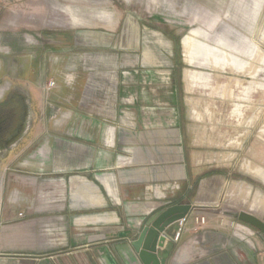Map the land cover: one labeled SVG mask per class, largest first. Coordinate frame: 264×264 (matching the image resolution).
I'll use <instances>...</instances> for the list:
<instances>
[{
	"label": "crops",
	"instance_id": "0c3cea01",
	"mask_svg": "<svg viewBox=\"0 0 264 264\" xmlns=\"http://www.w3.org/2000/svg\"><path fill=\"white\" fill-rule=\"evenodd\" d=\"M182 46L191 64L189 35ZM48 62L53 72L22 77L20 91L0 86V106L18 98L24 110L15 137L0 142V264H142L131 243L145 222L190 204L192 227L202 206L191 193L222 176L202 161L188 117L185 95L199 74L182 68L185 59ZM249 173L264 183V170ZM263 210L256 194L248 212ZM217 222L177 242L170 225L159 264H264L261 238L253 246L234 233L248 229Z\"/></svg>",
	"mask_w": 264,
	"mask_h": 264
},
{
	"label": "rangeland",
	"instance_id": "374dc122",
	"mask_svg": "<svg viewBox=\"0 0 264 264\" xmlns=\"http://www.w3.org/2000/svg\"><path fill=\"white\" fill-rule=\"evenodd\" d=\"M117 57L185 59L182 68L199 74L185 95L188 117L202 161L222 176L207 175L189 200L202 206L197 218L234 222L264 248L231 216L264 197V183L249 173L264 170V0H0V86L20 91L22 77L53 72L44 59Z\"/></svg>",
	"mask_w": 264,
	"mask_h": 264
},
{
	"label": "water",
	"instance_id": "95a60500",
	"mask_svg": "<svg viewBox=\"0 0 264 264\" xmlns=\"http://www.w3.org/2000/svg\"><path fill=\"white\" fill-rule=\"evenodd\" d=\"M191 208L190 204L173 205L155 213L145 222L137 238L131 243L142 264H159L157 249L163 246L166 239L171 240L166 229L187 216ZM231 216L255 229L264 239V221L245 211L233 213Z\"/></svg>",
	"mask_w": 264,
	"mask_h": 264
},
{
	"label": "flooded vegetation",
	"instance_id": "af4514ba",
	"mask_svg": "<svg viewBox=\"0 0 264 264\" xmlns=\"http://www.w3.org/2000/svg\"><path fill=\"white\" fill-rule=\"evenodd\" d=\"M24 119V110L18 98L0 106V142L15 137Z\"/></svg>",
	"mask_w": 264,
	"mask_h": 264
},
{
	"label": "built area",
	"instance_id": "2783aa9c",
	"mask_svg": "<svg viewBox=\"0 0 264 264\" xmlns=\"http://www.w3.org/2000/svg\"><path fill=\"white\" fill-rule=\"evenodd\" d=\"M55 86V83L53 81H49L47 83V90L48 89H51ZM188 219V216H185L184 218H181L179 219L176 223H177V229L175 230L174 234H173V240L175 242H177L181 235L186 232L187 230H190V231H197L199 230L200 228L204 227L206 225V221H205V218L201 217V218H195V224L192 226V227H187V220ZM234 233L236 234L237 237L239 238H243L245 239L248 243H250L248 241V239H246V236L242 235V234H239L238 232L234 231Z\"/></svg>",
	"mask_w": 264,
	"mask_h": 264
}]
</instances>
